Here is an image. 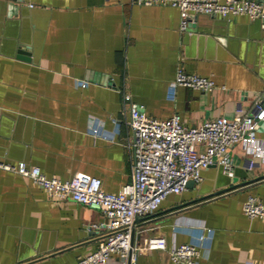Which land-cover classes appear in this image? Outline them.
I'll list each match as a JSON object with an SVG mask.
<instances>
[{
    "label": "crops",
    "instance_id": "0c3cea01",
    "mask_svg": "<svg viewBox=\"0 0 264 264\" xmlns=\"http://www.w3.org/2000/svg\"><path fill=\"white\" fill-rule=\"evenodd\" d=\"M179 20L176 7L130 0H0V160L117 192L131 178L129 101L188 127L264 108V22L197 14L180 30ZM177 67L214 88L172 86ZM226 154L231 176L211 164L136 218L132 244L161 236L166 248H142L131 264H174L167 248L186 242L202 248L197 264H264V218L242 212L247 195L264 203V158L239 145ZM101 217L0 168V264H74L95 249L102 231L87 226Z\"/></svg>",
    "mask_w": 264,
    "mask_h": 264
},
{
    "label": "built area",
    "instance_id": "2783aa9c",
    "mask_svg": "<svg viewBox=\"0 0 264 264\" xmlns=\"http://www.w3.org/2000/svg\"><path fill=\"white\" fill-rule=\"evenodd\" d=\"M130 1L176 7L180 30H184L197 14L222 17L243 14L264 22V4L259 0ZM171 85L200 91L214 88L213 81L207 76L185 72L181 67L176 68ZM128 98L125 94L124 99ZM127 112L131 178L117 192L102 190L100 179L95 176L77 174L61 180L46 176L38 166L23 161L9 163L0 160V168L28 177L50 198L71 199L101 212V220L87 226L102 231L95 249L74 264H107L111 256L131 264L142 248L165 249L161 236L145 237L141 244H132L136 218L156 210L167 195L185 190L187 180L199 181L200 171L211 164H218L224 174L231 176L232 165L226 150L232 145L241 146L252 156L264 158V138L255 136L257 122L264 118V108L258 101L248 113L231 118L217 116L191 127L183 125L176 113L167 118H155L145 113L141 105L130 101ZM242 212L247 217L264 218V203L247 195L242 202ZM201 250L197 243L186 242L172 244L167 248V254L174 264H197Z\"/></svg>",
    "mask_w": 264,
    "mask_h": 264
},
{
    "label": "water",
    "instance_id": "95a60500",
    "mask_svg": "<svg viewBox=\"0 0 264 264\" xmlns=\"http://www.w3.org/2000/svg\"><path fill=\"white\" fill-rule=\"evenodd\" d=\"M261 121H258L257 124H260ZM202 171V170H201ZM201 171H200V176H201ZM194 185V182L192 180H187L185 183L186 188H191ZM204 196H198V198H202Z\"/></svg>",
    "mask_w": 264,
    "mask_h": 264
}]
</instances>
